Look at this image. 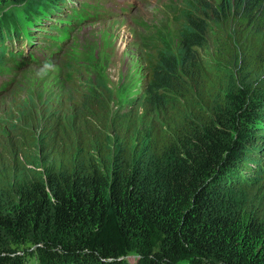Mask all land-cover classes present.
Segmentation results:
<instances>
[{
	"label": "trees",
	"instance_id": "16d2710c",
	"mask_svg": "<svg viewBox=\"0 0 264 264\" xmlns=\"http://www.w3.org/2000/svg\"><path fill=\"white\" fill-rule=\"evenodd\" d=\"M62 4L0 26L1 97L26 71L9 66L10 30ZM193 4L176 11V52L144 51L131 112L88 76L65 107L27 105L17 130L1 125L0 232L43 227L38 264H119L135 246L141 264H264V0ZM0 264L27 263L0 251Z\"/></svg>",
	"mask_w": 264,
	"mask_h": 264
},
{
	"label": "rangeland",
	"instance_id": "374dc122",
	"mask_svg": "<svg viewBox=\"0 0 264 264\" xmlns=\"http://www.w3.org/2000/svg\"><path fill=\"white\" fill-rule=\"evenodd\" d=\"M40 1L0 3V26H9L12 19L27 15L34 8L51 2ZM118 3L121 6L124 4L122 1ZM181 3L194 6L193 0H144L141 4L128 0V17L83 26L74 35L73 44L64 56L63 62L66 61V64L63 70L60 67L63 62L50 68L22 70L23 75L13 91L4 97L0 96V130L1 125L17 130L25 120L22 110L27 105H47L57 109L65 107L83 91H87L88 76L90 79L100 78L108 86L114 112H131L143 96L144 51L151 47L166 46L173 52L177 51L180 38L176 11ZM81 73L87 78L79 77ZM74 75L78 77L76 81H71L70 77ZM6 79L7 76L0 75V82ZM242 82L245 86L250 85L245 78ZM24 95L28 103L21 98ZM21 101L25 105L20 104ZM11 130L8 131L11 133ZM233 198L240 199V196L234 195ZM44 241L43 227L35 229L30 224L16 235L0 232V251L21 257L27 264H38ZM141 257V250L135 246L127 257L119 259V264H141ZM175 264L197 263L189 259ZM206 264L218 263L211 259Z\"/></svg>",
	"mask_w": 264,
	"mask_h": 264
},
{
	"label": "bare ground",
	"instance_id": "6f19581e",
	"mask_svg": "<svg viewBox=\"0 0 264 264\" xmlns=\"http://www.w3.org/2000/svg\"><path fill=\"white\" fill-rule=\"evenodd\" d=\"M42 1V0H41ZM40 1V2H41ZM63 1V0H62ZM50 2V1H49ZM55 2V1H54ZM53 2V3H54ZM60 5V4H59ZM63 5V4H62ZM129 5V4H128ZM131 12V11H130ZM16 17V16H15ZM39 25L41 26L39 29H41V28H43L41 31H43L46 27H47V25H48V22H47V20L44 18V19H42L41 21H40V23H39ZM90 25V24H89ZM73 44V43H72ZM11 59V58H10ZM18 83H19V81H18ZM18 85V84H17ZM13 91V90H12ZM11 91V92H12ZM6 93H8V91L6 92ZM5 93V94H6ZM4 95V94H3ZM4 97V96H3Z\"/></svg>",
	"mask_w": 264,
	"mask_h": 264
}]
</instances>
